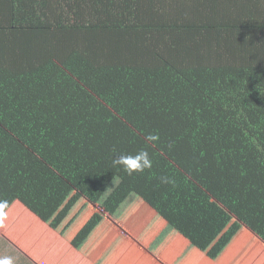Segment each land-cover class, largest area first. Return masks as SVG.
<instances>
[{"label":"trees","instance_id":"1","mask_svg":"<svg viewBox=\"0 0 264 264\" xmlns=\"http://www.w3.org/2000/svg\"><path fill=\"white\" fill-rule=\"evenodd\" d=\"M0 200L109 213L159 264H264V0H0Z\"/></svg>","mask_w":264,"mask_h":264},{"label":"crops","instance_id":"2","mask_svg":"<svg viewBox=\"0 0 264 264\" xmlns=\"http://www.w3.org/2000/svg\"><path fill=\"white\" fill-rule=\"evenodd\" d=\"M120 223L107 213L88 235L80 231L81 222L50 225L17 200L5 211L0 224V258L11 257L14 264H159L135 239L120 244L116 236L110 237L106 226L126 235ZM206 259L204 264H211V259ZM173 262L171 259L168 264Z\"/></svg>","mask_w":264,"mask_h":264},{"label":"clouds","instance_id":"3","mask_svg":"<svg viewBox=\"0 0 264 264\" xmlns=\"http://www.w3.org/2000/svg\"><path fill=\"white\" fill-rule=\"evenodd\" d=\"M150 140L154 137H149ZM113 165L121 166L129 175L142 174L146 169L153 165L152 158L146 150H140L137 153L120 155L113 160ZM8 207L7 200H0V224L3 223L4 209ZM0 264H14L11 257L0 258Z\"/></svg>","mask_w":264,"mask_h":264},{"label":"rangeland","instance_id":"4","mask_svg":"<svg viewBox=\"0 0 264 264\" xmlns=\"http://www.w3.org/2000/svg\"><path fill=\"white\" fill-rule=\"evenodd\" d=\"M4 175V174H3ZM6 179H11V178H14L15 177V174L14 173H7L6 175H4ZM79 208H80V205H79ZM128 208V205L126 203H123L121 205V207L119 208V210H122L123 212ZM118 210V211H119ZM24 215H26V213H24ZM105 223H108V221H105ZM108 228V231H109V235L111 238L115 237L116 238H119L117 237V234L116 231L114 229H111L110 227L106 226Z\"/></svg>","mask_w":264,"mask_h":264}]
</instances>
